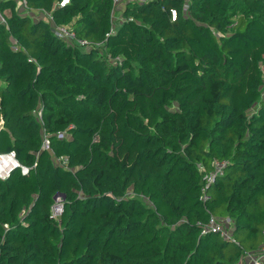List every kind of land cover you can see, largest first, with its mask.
I'll list each match as a JSON object with an SVG mask.
<instances>
[{
	"label": "trees",
	"instance_id": "trees-1",
	"mask_svg": "<svg viewBox=\"0 0 264 264\" xmlns=\"http://www.w3.org/2000/svg\"><path fill=\"white\" fill-rule=\"evenodd\" d=\"M61 1L26 0L51 20L0 1V153L28 169L0 179V264H239L257 252L264 0L130 2L117 20L113 0ZM60 26L99 46L58 38ZM211 216L230 220L234 242L201 233Z\"/></svg>",
	"mask_w": 264,
	"mask_h": 264
},
{
	"label": "built area",
	"instance_id": "built-area-1",
	"mask_svg": "<svg viewBox=\"0 0 264 264\" xmlns=\"http://www.w3.org/2000/svg\"><path fill=\"white\" fill-rule=\"evenodd\" d=\"M12 1H15L18 4V7L20 9H22L24 11H28L26 0H12ZM145 1L146 0H113V6H114V9L112 11L113 20H117V17L121 12L120 10H122V8L124 7V5L126 3H130V2L144 3ZM67 2H68V0H62L59 3V6H63ZM38 14L44 15V17L46 16L49 20L52 19L51 14L48 12L40 11ZM172 15L174 18L175 12H172ZM0 22L4 23V24L6 23L3 15L1 13H0ZM54 33L58 38L65 40L69 43H75L78 46H82L85 48H90L91 46H93V47L99 46V44L92 43V42H89V41L84 40V39H77L75 37L73 31L71 29L65 27V26L56 27ZM108 35L109 34H107L106 36H108ZM40 115H41V109H39V111L37 112V117L40 118ZM63 136H64L63 133L57 134V137L59 139L63 138ZM42 149L43 150H49V140H48V136L46 134H44V136H43ZM57 161L61 165L66 164V160L64 158H59V159H57ZM215 166H216L215 172L206 177V184L202 188L201 200H203V201L208 200V196L205 194V190H206L207 186L213 181L216 174H221V170H222V167L224 166V164L216 163ZM16 168H20L21 173L23 175H25L28 172V169L26 167L21 166L17 162L13 152L0 153V179L1 180H5L9 176V174ZM61 211H62V204L60 202L56 201L55 205H53V207H52L51 217L52 218L57 217L58 215H60ZM229 225H230L229 219L226 218L223 220H219V219H216L215 217L211 216L209 218L208 224L202 230L201 233L202 234H205V233L220 234L224 239H228V240L234 242V240L230 236V231H229V234L227 232H225V227L229 226ZM247 256L249 258H251L252 264H263V261H264V245L254 254H248Z\"/></svg>",
	"mask_w": 264,
	"mask_h": 264
},
{
	"label": "rangeland",
	"instance_id": "rangeland-1",
	"mask_svg": "<svg viewBox=\"0 0 264 264\" xmlns=\"http://www.w3.org/2000/svg\"><path fill=\"white\" fill-rule=\"evenodd\" d=\"M20 11V13L21 14H27V15H29L33 20H38V19H40V18H43L44 17V15H41V14H38V13H31V12H29V11H24V10H22V9H19ZM5 15L6 16H8L9 15V12L8 11H6L5 12ZM117 19H120L119 18V15H118V17H117ZM36 115H37V112H36ZM229 228L227 227H225V232H227L228 234H229Z\"/></svg>",
	"mask_w": 264,
	"mask_h": 264
},
{
	"label": "crops",
	"instance_id": "crops-1",
	"mask_svg": "<svg viewBox=\"0 0 264 264\" xmlns=\"http://www.w3.org/2000/svg\"><path fill=\"white\" fill-rule=\"evenodd\" d=\"M239 264H252V260L246 256Z\"/></svg>",
	"mask_w": 264,
	"mask_h": 264
},
{
	"label": "water",
	"instance_id": "water-1",
	"mask_svg": "<svg viewBox=\"0 0 264 264\" xmlns=\"http://www.w3.org/2000/svg\"><path fill=\"white\" fill-rule=\"evenodd\" d=\"M55 201L61 203V202L63 201V196H61V195H56V196H55Z\"/></svg>",
	"mask_w": 264,
	"mask_h": 264
}]
</instances>
